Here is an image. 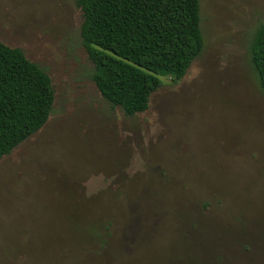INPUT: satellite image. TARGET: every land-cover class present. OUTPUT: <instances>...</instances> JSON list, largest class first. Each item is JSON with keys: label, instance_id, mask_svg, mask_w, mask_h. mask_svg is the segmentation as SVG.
I'll use <instances>...</instances> for the list:
<instances>
[{"label": "rangeland", "instance_id": "1", "mask_svg": "<svg viewBox=\"0 0 264 264\" xmlns=\"http://www.w3.org/2000/svg\"><path fill=\"white\" fill-rule=\"evenodd\" d=\"M205 46L134 116L99 91L76 0H0L53 112L0 159V264H264V0H200Z\"/></svg>", "mask_w": 264, "mask_h": 264}, {"label": "trees", "instance_id": "2", "mask_svg": "<svg viewBox=\"0 0 264 264\" xmlns=\"http://www.w3.org/2000/svg\"><path fill=\"white\" fill-rule=\"evenodd\" d=\"M81 38L104 98L129 115L149 108L163 77L180 81L202 53L200 0H76ZM264 92V22L249 47ZM51 76L23 49L0 41V159L48 122Z\"/></svg>", "mask_w": 264, "mask_h": 264}]
</instances>
